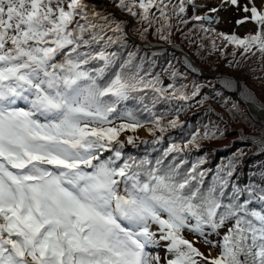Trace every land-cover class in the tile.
<instances>
[{
	"label": "snow or ice",
	"instance_id": "1",
	"mask_svg": "<svg viewBox=\"0 0 264 264\" xmlns=\"http://www.w3.org/2000/svg\"><path fill=\"white\" fill-rule=\"evenodd\" d=\"M228 8L239 14L237 27L253 30L217 32L218 14ZM174 31L197 55L204 48L231 55L229 67L242 76L257 71L248 63L253 57L264 72V0L211 7L196 0H0V264H264V162L258 182L244 186L237 182L242 149L210 183L203 159L190 170L182 158L164 163L198 147V139L225 138L222 117L223 129L206 126L202 137L183 148L172 143L155 163L122 151V133L151 125L146 130L159 132V142L178 126L154 111L161 101L215 99L248 125L247 108L264 107L235 76L217 73L209 94L200 84L189 93L187 85L146 79L133 53L121 56L132 35L171 42ZM184 65L197 71L187 57ZM257 131L235 135L264 156V124Z\"/></svg>",
	"mask_w": 264,
	"mask_h": 264
},
{
	"label": "trees",
	"instance_id": "2",
	"mask_svg": "<svg viewBox=\"0 0 264 264\" xmlns=\"http://www.w3.org/2000/svg\"><path fill=\"white\" fill-rule=\"evenodd\" d=\"M104 4L105 3L101 0H94V6H103ZM191 14L190 12L189 15ZM185 31H187V29H185ZM216 31L225 34L235 33L241 37L248 33L241 34L236 31ZM133 36L136 37L137 40L131 38L126 47L119 48V51L123 59L128 58L129 52L133 53L134 64L139 66L141 75H145L146 79L158 77L165 87L170 83H175L177 86L187 85L185 90L189 93L195 84H200L203 86L202 95H205L209 94L211 92V86L217 83V73H224L228 76H235L242 83L246 84L256 96L257 102L264 105V81L261 82L262 80H260L262 85L259 84L258 87H256L245 77L234 72L228 65V61L233 59L231 55L222 56L220 53L212 51L211 54L216 55L218 59L212 57L206 61L205 55L210 52V48L202 49L201 55H197L196 47L189 44L178 31H174L171 42L159 40L157 36L152 34H149L146 39H140L135 35ZM216 42L218 46L222 45V41L219 38H217ZM231 50V46H229L225 51L230 52ZM185 57L195 66L197 69L196 72H192L185 67ZM239 58V55H237L236 59ZM212 60L213 62L216 60L217 63L212 64ZM248 63L252 68L257 69L256 72H251L252 77H264V72L259 70L260 62L256 60L255 57ZM174 70L179 73L175 81L170 78V73ZM149 95H151L150 90ZM227 95L229 94L225 93V96ZM201 98L202 97H196L188 101L173 100L170 103L164 101L157 103L154 111L166 113L163 122L167 124L169 120L178 119V126L176 128H168V131L163 134V139L159 142H154L156 137L161 135L159 132H157L156 137H154L146 130V128L151 127V125H147L146 128H144L146 136H140L137 132L133 133L131 131L125 133L122 139L125 141V147L122 150L125 157L130 155L137 160L148 159L155 163V160L160 158L164 150L172 143H177L183 148L184 144L190 140L192 136L199 134V136L202 137L207 128H211L213 125L218 124L219 127L223 129L224 123L219 119L222 117L223 121L228 125L225 138L198 139V147L196 145H189L175 161L172 160V156H169L164 160V163H180L182 158L186 161V164L182 165V168L190 170L193 164L203 159L205 163L200 165V170L207 172L205 179L207 183H210L217 167L221 165L222 162L231 159L237 149H242L245 152V156L242 158L243 162L238 165L240 172L237 182L241 186L258 182V176L254 178V174L258 172L259 165L264 162V156L254 155L258 149L251 144L250 140L239 141L235 133L243 131L247 136H258L259 132L257 130L260 128L261 124H264V117L260 116V114L251 107L247 108L249 120L251 122L250 125L234 121L227 110L218 104L215 99L200 104L198 101ZM221 99H223V97H221ZM232 99H236V97L232 96ZM230 103L231 101H229V104ZM128 106L130 108L139 107V105H134L132 103ZM245 107L244 104H241L242 109ZM259 109L264 110V107ZM177 110H179L178 113ZM128 135L134 137V144H127L126 137ZM108 155L109 153H104V156Z\"/></svg>",
	"mask_w": 264,
	"mask_h": 264
},
{
	"label": "rangeland",
	"instance_id": "3",
	"mask_svg": "<svg viewBox=\"0 0 264 264\" xmlns=\"http://www.w3.org/2000/svg\"><path fill=\"white\" fill-rule=\"evenodd\" d=\"M196 3H197V5L203 4V5L211 7V6H219L220 0H196ZM206 12H207V7L200 9L195 14L196 15H204ZM211 15L216 17L217 14H211ZM218 18H219L220 22L214 26L216 28V30L228 31V32L229 31H236V32H239L241 34H245V33L250 32V31L253 30V26H251V25H249L247 27H237L234 24V21L239 18V14L236 13L234 9H231V8L221 9V11L218 14ZM212 57L214 59H218V57L216 55H212V54L207 53L205 55V60L207 61V60H209V58H212ZM211 63L213 64V63H217V62H216V60H214V62L212 60ZM240 76H242V75H240ZM243 77H245L253 86L258 87L259 84L262 85L261 82H263V81L260 82L259 79H254V76L252 77V73L251 72L248 75H243ZM253 82H254V84H253ZM258 113L260 114V116L264 117V110H261V112H258ZM121 122H123V121H120V120L115 121L116 124H119ZM136 132L140 136H146V132H145L144 128L138 129ZM126 133H129V131L126 132ZM124 135H125V133H122L120 138L123 139ZM104 158L106 159L107 156H104ZM185 236L187 238H189V239L193 238L188 233H185ZM202 250H204V249L202 248ZM157 251H159V250H157ZM159 254L163 255V252L160 251ZM213 254H215V253H213Z\"/></svg>",
	"mask_w": 264,
	"mask_h": 264
},
{
	"label": "water",
	"instance_id": "4",
	"mask_svg": "<svg viewBox=\"0 0 264 264\" xmlns=\"http://www.w3.org/2000/svg\"><path fill=\"white\" fill-rule=\"evenodd\" d=\"M256 111L261 112V110L257 107H254Z\"/></svg>",
	"mask_w": 264,
	"mask_h": 264
}]
</instances>
